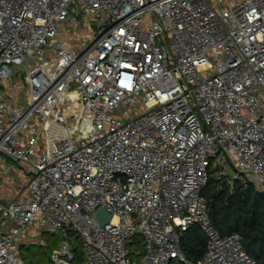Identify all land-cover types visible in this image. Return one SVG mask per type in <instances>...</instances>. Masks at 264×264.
<instances>
[{
    "label": "built area",
    "instance_id": "obj_1",
    "mask_svg": "<svg viewBox=\"0 0 264 264\" xmlns=\"http://www.w3.org/2000/svg\"><path fill=\"white\" fill-rule=\"evenodd\" d=\"M212 167L264 193V0H0V264L42 231L53 264H257L212 222Z\"/></svg>",
    "mask_w": 264,
    "mask_h": 264
},
{
    "label": "trees",
    "instance_id": "obj_2",
    "mask_svg": "<svg viewBox=\"0 0 264 264\" xmlns=\"http://www.w3.org/2000/svg\"><path fill=\"white\" fill-rule=\"evenodd\" d=\"M219 170V167L210 169V179L204 190L212 222L223 235L239 232L245 250L257 264H264V193L251 182L236 179L231 182L228 176H219ZM72 238L77 243L76 253L81 260L80 238L76 233H72ZM180 245L186 259L196 263L207 251V236L198 225H193L183 232ZM139 250L143 253L144 243ZM174 260L171 264H186L182 260L174 263Z\"/></svg>",
    "mask_w": 264,
    "mask_h": 264
},
{
    "label": "rangeland",
    "instance_id": "obj_3",
    "mask_svg": "<svg viewBox=\"0 0 264 264\" xmlns=\"http://www.w3.org/2000/svg\"><path fill=\"white\" fill-rule=\"evenodd\" d=\"M92 19H94V14L90 16ZM67 33H65L66 35ZM21 81V77L18 78V82ZM22 163H19L18 166L13 167V173L11 177V181L15 180L14 177H16L19 181L18 186L16 189L21 188V179L22 181L24 178H18V170L19 167L22 166ZM235 168H230L229 173H227L226 176H228L231 180V182H234L233 174H234ZM22 174V172H21ZM10 180V179H9ZM258 190V189H257ZM30 232L27 233V237H30ZM35 240L25 242L21 245L19 248V252L21 254V257L25 261L26 264H53L51 260V255L54 252L55 249L59 248L60 246V237L51 231H42L36 234ZM76 242V241H75ZM144 241L141 237V235L136 234L133 237V240L130 245V249L133 252L132 257L134 259L137 258V256L134 255L135 250H139L142 248ZM77 244V243H76ZM174 263H178L179 260L175 259Z\"/></svg>",
    "mask_w": 264,
    "mask_h": 264
},
{
    "label": "water",
    "instance_id": "obj_4",
    "mask_svg": "<svg viewBox=\"0 0 264 264\" xmlns=\"http://www.w3.org/2000/svg\"><path fill=\"white\" fill-rule=\"evenodd\" d=\"M96 216L99 219L101 224L108 223L111 220V218H112L111 213H109L104 207H101L97 211ZM60 264H65V263L61 262Z\"/></svg>",
    "mask_w": 264,
    "mask_h": 264
},
{
    "label": "crops",
    "instance_id": "obj_5",
    "mask_svg": "<svg viewBox=\"0 0 264 264\" xmlns=\"http://www.w3.org/2000/svg\"><path fill=\"white\" fill-rule=\"evenodd\" d=\"M2 190H4V188H2Z\"/></svg>",
    "mask_w": 264,
    "mask_h": 264
}]
</instances>
